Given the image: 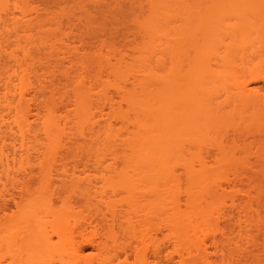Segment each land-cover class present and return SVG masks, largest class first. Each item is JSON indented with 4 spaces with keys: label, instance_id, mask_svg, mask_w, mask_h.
Instances as JSON below:
<instances>
[{
    "label": "bare ground",
    "instance_id": "6f19581e",
    "mask_svg": "<svg viewBox=\"0 0 264 264\" xmlns=\"http://www.w3.org/2000/svg\"><path fill=\"white\" fill-rule=\"evenodd\" d=\"M37 2L0 0V264H264V0Z\"/></svg>",
    "mask_w": 264,
    "mask_h": 264
},
{
    "label": "rangeland",
    "instance_id": "374dc122",
    "mask_svg": "<svg viewBox=\"0 0 264 264\" xmlns=\"http://www.w3.org/2000/svg\"><path fill=\"white\" fill-rule=\"evenodd\" d=\"M36 2H37V0H36ZM41 3V2H40ZM37 4H39L38 2H37ZM237 196H240V194H238ZM241 198H242V200H244L245 198L243 197V195L242 196H240ZM216 259V258H215Z\"/></svg>",
    "mask_w": 264,
    "mask_h": 264
}]
</instances>
